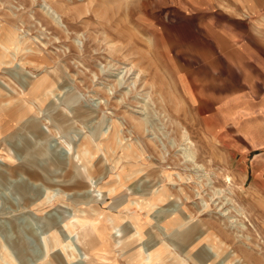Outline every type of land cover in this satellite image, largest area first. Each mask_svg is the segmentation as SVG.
Returning <instances> with one entry per match:
<instances>
[{"label": "rangeland", "instance_id": "rangeland-1", "mask_svg": "<svg viewBox=\"0 0 264 264\" xmlns=\"http://www.w3.org/2000/svg\"><path fill=\"white\" fill-rule=\"evenodd\" d=\"M46 1L63 29L42 0H0L1 29L20 42L12 60L0 51L2 109L28 105L13 72L52 80L43 103L0 126V264H87L67 222L82 210L103 213L92 264H128L135 251L129 264H264V0ZM155 189L171 196L151 207ZM173 208L190 220L168 225L159 212ZM110 218L127 228L116 239ZM200 232L218 247L204 263Z\"/></svg>", "mask_w": 264, "mask_h": 264}, {"label": "bare ground", "instance_id": "bare-ground-1", "mask_svg": "<svg viewBox=\"0 0 264 264\" xmlns=\"http://www.w3.org/2000/svg\"><path fill=\"white\" fill-rule=\"evenodd\" d=\"M245 2H247V0H244ZM42 4L41 5H39V7H40V9H41V11L43 12V14H44V16L47 18V19H49L50 21H51V23H53L55 26H57V27H59V28H62V27H65V25L63 24V21H62V18H63V13L62 12H60V10H58L53 4H52V2H48V1H46V0H42ZM77 16H78V14H77ZM2 28V26L0 25V31H1V34H0V51H1V53H2V57L3 56H6L7 58H10V53H11V51H14V52H16V50L17 49H19V46H20V42L18 41V35L16 34V32H15V30H13L14 28H12V29H10V30H6V31H4L3 29H1ZM63 29V28H62ZM198 30V29H197ZM199 31H200V33H201V38H203V39H200V43H199V41H197V45L198 46H201L202 47V50L204 49V48H207L205 45H204V38H205V34H204V32L202 31V30H200L199 29ZM213 38H214V40L215 41H219L220 40V33H219V31H214L213 32ZM167 41H168V39H167ZM169 42V41H168ZM199 43V44H198ZM171 46V45H170ZM27 48V47H26ZM27 50V49H26ZM201 50V49H200ZM33 51H34V49L31 47V49L30 50H27L25 53L28 55V57H27V55H25L23 58L25 59V60H27V58H29V57H33L32 56V53H33ZM204 51L205 50H203L202 51V53H204ZM19 53V52H18ZM29 54H30V56H29ZM0 58V67L2 66V65H5L4 64V62L5 61H2L4 58ZM10 60H12L11 58H10ZM27 63H30V61H27ZM24 64H26V63H24ZM45 67V66H44ZM139 68V67H138ZM15 69H17V68H15ZM10 71V70H9ZM8 71V72H9ZM11 73H12V71H11ZM16 76H17V78L19 79V81H20V83L18 84V87L17 88H19L20 90V93L22 92V93H24L23 94V96L21 97V98H19V99H21L22 100V104H23V102L24 103H28V105H26V106H21V105H10V106H14L13 108H11L10 106H7L6 108L4 107L3 109H2V107H1V105H0V112H1V110L2 111H4L5 113H7V114H5L6 116H7V118H8V121L7 122H5L4 123V120L3 121H0V124L2 123V124H4V125H6V124H8L9 123V125H10V123H12V122H15V120H21L23 117H25L26 115H27V113H29V111H31V106L29 105V104H32V102H36V101H38V102H40V104L41 103H43L44 102V100H45V97H46V91L48 90V86L50 87L51 86V81L50 80H48L46 77H41V78H39V79H36L35 80V78L33 79V78H30L28 75H25V74H19L18 72H13ZM11 77V76H10ZM9 82H10V80H9ZM54 82V81H53ZM5 83V82H4ZM11 84V83H10ZM119 84V83H118ZM0 85H2V84H0ZM13 85V84H12ZM17 85V84H16ZM120 85V84H119ZM15 86V85H14ZM50 89V88H49ZM10 90L12 91V92H14L16 95H18L19 93L17 92V91H15V90H13L12 88H10ZM49 92V91H48ZM148 96V95H147ZM0 98H2V96H1V94H0ZM13 98H16V96L15 97H13ZM36 99H38V100H36ZM144 99V98H143ZM147 99V98H146ZM0 103H3L2 101H0ZM139 103V102H138ZM141 104V103H140ZM149 104V103H148ZM142 105V104H141ZM148 107V105H146V108ZM16 108V109H15ZM140 108V107H139ZM145 108V109H146ZM144 109V108H143ZM7 110V111H6ZM19 113L17 116H16V118H15V115H16V113ZM37 112V111H36ZM146 112H147V110H146ZM38 114V113H37ZM152 114V113H151ZM142 120V117H141V119H140V121ZM134 121V120H133ZM2 124L0 125V126H2ZM19 125V124H18ZM138 127H140L141 129H144V126H145V124H144V119L141 121V122H138ZM144 125V126H143ZM183 128V127H182ZM27 129H29V131H31L33 134H35V135H38V136H42L43 134H44V132L41 130V128L39 127V125H37L36 123H29L28 124V126H27ZM117 132H118V129H117ZM104 134V136H103V140L104 141H106V139L107 138H110L111 136H112V132H111V134H110V132L109 131H107V132H102V135ZM183 139L185 140V141H188V143L189 144H192V140L190 141V138H189V134H188V132L186 131V130H183ZM89 143H90V141L89 140H85L83 143H82V145H83V147H84V150H85V152H87L88 154H90L91 156L92 155H94L92 152H90V150H89V148H88V146L87 145H89ZM127 146H130L131 148H132V146L130 145V144H127ZM9 151V150H8ZM7 151V152H8ZM82 151V150H81ZM5 152H6V150H5ZM84 151H83V153H85ZM183 153H184V158L186 159L185 161H190V162H192L193 163V155H192V152H190L189 150H187V149H183ZM194 154V153H193ZM11 155V157H13V155L12 154H10ZM76 159H77V161H80L81 162V157H80V154L79 153H77V155L76 156H74ZM12 159V158H11ZM71 160H73L72 158H71ZM69 163L70 164H73V162L72 161H69ZM55 165L56 164H60V163H58V162H55L54 163ZM93 164V163H92ZM52 165V164H51ZM51 165L49 164V165H47L46 166V168H45V170L47 171V169H48V171H50V168H51ZM74 165V164H73ZM82 166H83V170H86V177L87 178H91L92 177V175L90 174V172L88 171V169H87V167L84 165V164H82ZM200 165H198V167H199ZM48 167V168H47ZM201 167V166H200ZM206 171V170H205ZM202 172V171H201ZM161 174V173H160ZM162 174H164V175H166L167 174V172L166 173H162ZM207 174V173H206ZM168 175V174H167ZM225 178V181L226 182H228V183H230V178L228 177V176H225L224 177ZM163 179V178H162ZM219 181V180H218ZM224 182V181H223ZM236 185V184H235ZM225 186H226V184H225ZM229 186V185H228ZM225 188V187H224ZM229 188V191H230V187H228ZM233 188H234V186H233ZM235 189V188H234ZM234 189H232V190H234ZM228 190V189H227ZM150 191V190H149ZM148 191V192H149ZM167 192V191H166ZM231 192V191H230ZM228 194H229V192H228ZM231 194H233V193H231ZM230 195V194H229ZM170 196H171V194H168V193H165V189H161V190H157V189H155L154 191H153V196L152 197H150L152 200H154L155 202H152V203H154V204H152L151 205V207L152 206H155V205H159L160 204V202L161 203H165V202H167L169 199H170ZM149 198V199H150ZM233 201V200H232ZM234 202H235V200H234ZM159 203V204H158ZM236 204V203H235ZM201 207H206V205L203 203V201H201ZM241 207V206H240ZM239 208V207H238ZM242 209V208H241ZM244 209V208H243ZM175 209L173 208L172 210H170V209H167V210H165V212L164 213H162V212H159V214H162V216H163V219L168 215V214H166V212L167 213H172V211H174ZM83 211V210H82ZM82 211H80V212H78V213H73L72 214V216H69V218H67V222H68V224L70 225V226H72L73 228H74V236H75V242H77L79 245H80V247H81V250L83 251V257H84V259L86 258L87 259V264H92V263H94V261L91 259V256L93 255V254H95L96 253V251L97 250H99V248L100 247H103L104 245H105V243H103V240L105 239V237H104V235H103V233L101 232V230H98V228L96 227V224H97V222H99L98 221V218H97V216H100V215H102L103 213L102 212H99V211H95V212H93V213H89V214H87V213H85L84 214V212L82 213V214H80ZM243 211V210H242ZM247 214V213H246ZM243 215V214H242ZM242 215H241V217H242ZM169 216V218L167 219V221L166 222H168V225H171V227L172 226H175L176 225V223H178L179 222V216L180 217H183V219H185V220H190V215H189V217H187V216H182L181 214H178V215H176V216H174L173 214L172 215H168ZM249 217V216H248ZM243 218V217H242ZM241 218V219H242ZM111 220H113L112 221V223H111V225H112V227H111V230H114V233H113V235L111 236L112 238H114V239H116L115 237H116V235L118 234V233H120L121 232V235L122 234H124L126 231H127V228L126 227H124V226H120V224H121V221H118V220H114V218H110ZM170 219V220H169ZM245 219V218H244ZM243 220V219H242ZM124 221V220H123ZM250 223V222H249ZM253 223V222H252ZM226 226V225H225ZM245 226L246 225H244L243 223H240V224H238V227H240V228H245ZM256 226V225H255ZM121 227V229H119ZM237 227V228H238ZM253 227V226H252ZM231 229V228H230ZM229 229V230H230ZM247 229V228H246ZM255 229V231H256V228H254ZM249 231V230H248ZM252 232V231H251ZM259 234V233H258ZM202 232H200V234H198L197 235V237H196V239H198V241L200 242V241H208V238H202ZM138 237H139V234L137 235ZM259 236V235H258ZM109 237V236H108ZM251 237H249L248 239H250ZM262 238V237H261ZM139 238H134L133 240H131V241H129L128 242V244H126V246L124 247H122V248H124V250L125 249H131V247H134V246H132L133 244H134V242L136 241V240H138ZM215 239H218V241H219V243H221L222 244V241H221V239H219V238H217V236H215ZM264 239V238H263ZM120 242L122 243V241H118V242H116V244H120ZM209 242V241H208ZM264 242V241H263ZM57 244H58V242H57ZM72 244H74V242L72 243ZM199 246V245H198ZM212 249L213 250V252L211 253L210 252V250L209 249ZM217 249H218V247L216 246V245H214L213 243H210L209 242V245H204L203 247H201V249L199 250V256L200 257H198V259L200 260L199 262L200 263H204V262H206L210 257H211V254L213 255L214 253H216L217 254ZM146 250V249H145ZM211 250V251H212ZM215 250H216V252H215ZM211 253V254H210ZM148 254H150L149 252H148ZM126 255V254H125ZM169 255H170V257H172L171 256V253L169 252ZM141 255H139V253L138 252H133V253H131V254H129V255H127V257H126V262L129 264V263H133V262H135L136 260H138V258L140 257ZM166 258V257H165ZM165 258H164V260H165ZM102 260V259H101ZM156 260V259H155ZM173 260H176V262L178 263V264H184V260L183 259H181V261H179V260H177V259H175V258H173ZM251 261V260H250ZM221 262H223V261H221ZM99 264V263H98ZM100 264H105V263H103V261H101L100 262Z\"/></svg>", "mask_w": 264, "mask_h": 264}]
</instances>
